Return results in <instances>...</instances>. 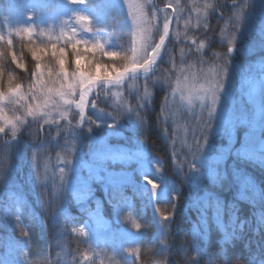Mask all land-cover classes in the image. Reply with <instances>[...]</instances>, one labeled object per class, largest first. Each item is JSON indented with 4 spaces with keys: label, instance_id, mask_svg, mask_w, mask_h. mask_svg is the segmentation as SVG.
<instances>
[{
    "label": "trees",
    "instance_id": "16d2710c",
    "mask_svg": "<svg viewBox=\"0 0 264 264\" xmlns=\"http://www.w3.org/2000/svg\"><path fill=\"white\" fill-rule=\"evenodd\" d=\"M217 2L223 16L221 10L209 9L207 29H186L185 19L191 17L194 25L197 13L188 11L193 0H179V17L183 18L171 24L166 40L172 59L162 50L160 68L176 70L181 49L184 65L200 57L185 32L204 41L203 64L223 65L225 62L214 56L223 54V45L227 44V33L222 37L220 29L231 28L226 17L241 6L243 19L226 66H235L241 73L264 71V0H237L236 5L232 0H198L200 5ZM153 3L164 6L165 0ZM18 7L23 16L13 19ZM79 16L86 19L80 20ZM0 37V92L20 85L18 95H30L29 88L35 82L31 74L37 71L30 47L48 49L40 54L43 79L47 81L48 68L59 70L50 50L52 45L66 46L65 67L69 74L76 69L77 59L84 68L95 60L122 70L125 62L106 53L131 55L133 32L126 10L116 0H0ZM68 37L72 43L78 42V50L84 53L79 58ZM8 39L13 41L11 47L5 43ZM97 44L102 50L94 47ZM13 52L20 67L11 59ZM95 71L102 74L103 69L97 65ZM129 78L144 88L150 76L144 79L133 74ZM156 81L149 88L147 100L142 96L143 88L137 92V101L130 95L135 118L118 116L123 122L118 124L116 135L108 136L109 149L90 154L94 141L89 132L103 134L114 120L88 108L87 121L77 128L79 135L67 148L66 153L76 154L78 161L123 170L128 179L108 181L102 170L84 168L89 183L63 186L54 199L48 196L47 188L43 195L48 198L41 202L36 197L40 192L37 167L40 171L46 155L54 157L65 147L45 146L40 120L39 125L32 120L19 129V151L23 156L14 154L19 164L13 173L0 171V264H58L60 253L65 254L64 264H264V175H256L255 188H249L250 184H238L231 174L233 161L228 159L225 169L217 158L197 170L199 163L194 157L199 150L195 141L198 128L192 130L191 116L186 111L171 114L165 99L170 87ZM94 101L97 106H106L97 97ZM31 102L21 101L15 106L11 101L3 108L11 113ZM240 142L237 139L238 148L229 156L250 161L264 172V164ZM189 164L196 166L193 171ZM237 167V174H243L246 167ZM145 177L165 188L164 192L155 194L151 184H141V180L148 182ZM165 216L169 219L164 220ZM137 223L139 229L133 226Z\"/></svg>",
    "mask_w": 264,
    "mask_h": 264
},
{
    "label": "rangeland",
    "instance_id": "374dc122",
    "mask_svg": "<svg viewBox=\"0 0 264 264\" xmlns=\"http://www.w3.org/2000/svg\"><path fill=\"white\" fill-rule=\"evenodd\" d=\"M116 1L123 8V10H126L134 36L136 27L133 24V17L128 4L125 0ZM131 2L137 3L143 2V0H131ZM169 2H172L173 4L178 2L179 4V0H165V5ZM165 5L157 7V9L161 12L159 14V22H162L163 16L165 15V12L163 11ZM167 11L168 13H171L172 9H168ZM179 14L180 12L176 15L170 16L173 24H177V17ZM20 15L23 16L21 7H18L17 11L14 13L13 19ZM160 57L157 59L156 64L152 66V69L148 74H145L142 71L134 74H140L144 79L150 76L153 80L159 81H163L167 78L171 82L169 92L170 95L167 97L166 101V105L170 109L171 114H175L179 110L186 111V114L191 116L192 130H196L198 128V133H196L197 138L195 141H199L200 146L194 157L199 163L197 169L201 168V164L209 165V160L217 158L220 160L222 169H225L224 162L228 159L233 161L232 166L235 168H233L231 174L237 179L238 184L241 187L245 184H250L249 188H255V179L257 178L256 175H264L262 169L255 166V164L250 161L245 162L241 157L234 159L229 155L232 150L238 148L235 143L237 142V139H240L241 142L239 144L242 145L243 143V148L247 150L249 149L250 153L255 156L257 161L264 164V90L258 86L253 88V82H257V84H259L261 81L260 75L264 71L258 70L255 72L252 70L251 72L241 73L235 66H226L224 72L209 78V76L205 74L209 73V69L213 67L214 64H203L200 62L199 58H196L191 61L188 60L190 63L186 62L184 65L182 62L184 55H181V60L179 61L180 63H177L178 68L176 70L171 69L169 71L158 66ZM255 64L258 66L261 65L258 62ZM189 65H192L190 69L188 67ZM129 76L133 77V74H130ZM129 76L126 77L120 85H114V87L107 84L101 85L105 88V92L111 93L110 95L101 94L99 97V100L106 105L105 107L96 106V108H92L91 102L96 99V93L100 92L99 88L94 89L93 93L88 97V109L93 110L95 114L99 116L108 117L114 120V124L108 126L106 128V132L103 134H96L92 131L89 132L92 141H94V146L89 151L90 154L98 153L100 150L104 151L109 149L111 144L108 141V136L110 134L116 135V133L119 132L117 129L118 124H122L123 122L122 118L118 117L119 115L128 118V120L135 118L130 103L133 99L130 98V95H133L134 99L137 101L139 99V96H137V89H142L143 86L140 84L135 85L134 81H132L133 79L129 78ZM177 78L185 84V87L182 92L178 91L175 95H173V89L176 87ZM217 84L220 86L219 92L217 93L220 96V102L218 101V103L213 107L211 105L210 95L203 99L201 97L205 96V89H207L210 85L214 88ZM118 92L122 93L123 96L118 98L117 95H115ZM190 94L192 96L191 102H189ZM20 95L21 94H9L8 96H5L3 100H0V109L3 110V115H6L10 119L15 116H20L25 121V123H18L19 129L22 128L23 125L32 123L31 121L33 120V117L25 115V108L23 106L16 109V111L12 110L11 113L6 112L3 106L11 101H13L16 106L17 96L20 97ZM91 97H93L94 100ZM75 98L78 99V95ZM205 104H207L208 107L213 108V116L211 118L209 117V111L208 108L205 107ZM71 111L76 112L78 110H76L73 106ZM224 111L229 112L232 116L229 123H225L220 119V115ZM117 113L120 114L117 115ZM53 115L56 116V113L54 112ZM85 116V121H87L86 110ZM68 119L72 120L71 126L68 125V120H61L57 117V123L61 126L59 134L57 124H45L42 119L40 120L41 123L39 128L41 129V138L44 141L45 146L52 148L57 146L65 147V152L57 150V154L54 157L50 156L49 153L40 164L41 166L38 180V188L40 192L36 193V197L39 198L41 202H45L48 196L54 199L59 189L63 186L77 185L78 182L86 184L89 183V174L85 173L84 168L89 167L90 171L102 170L108 181H121L123 179H128V173L123 170H116L108 166L93 165L89 162H80L78 161L76 154H67L66 152H69V149L67 150V148L70 147V145H73L72 143H74V141H72V138H76V136L79 135L77 128L81 125L77 123V120L79 119L78 117L76 119H72V116L69 115ZM35 121L36 120H33V124ZM0 124H3L2 120H0ZM205 125H207V127H205ZM205 133L207 134V144L204 140ZM212 136L215 137V140L211 139ZM20 140L21 137L18 135H16L15 138L11 136L10 126L6 127V133H0V171L11 173L15 171V167H17L16 165L19 164L16 156H23L19 151ZM238 164L246 167L243 174L240 172L237 174V168L239 167H237ZM60 166L64 169L63 173L60 172ZM140 183L142 184L148 182L141 180ZM150 187L152 192L155 194L162 193L165 189L159 186L157 189H153L151 185ZM47 188H49V195L45 196L43 194H45ZM57 258L59 260L58 264H64V253L57 254ZM234 264L245 263L237 261Z\"/></svg>",
    "mask_w": 264,
    "mask_h": 264
},
{
    "label": "snow or ice",
    "instance_id": "6c2138e0",
    "mask_svg": "<svg viewBox=\"0 0 264 264\" xmlns=\"http://www.w3.org/2000/svg\"><path fill=\"white\" fill-rule=\"evenodd\" d=\"M75 2H83V0H72ZM128 4V7L132 13L133 24L136 27V32L132 39V47L130 49L131 55H121L119 52H108L106 55L109 57H120L125 63L122 65V70L118 68L115 64L105 65L100 64V62L93 60L87 68H84L80 65L79 59L76 60V69L69 74V71L65 67V51L66 46L57 47L56 45H52L51 53L52 56L56 60V64L59 66L58 71H54L51 68L47 69L48 80L45 81L44 71L42 70V66L40 63L41 53L48 50L46 47H30L29 50L31 52L32 58L36 61L35 68L37 71L32 72V76L35 77V82L30 86L29 93L30 95H20L17 103L21 101H32L33 103H26L22 105L25 108V115L29 117H33V120L37 121V125H39V120H43L45 124L55 123L57 124L58 134L61 131V126L57 123V117L61 120H68V125L71 126L72 120L68 119L69 115L72 116V119L79 118L77 120L78 124H83L85 121V110L89 103L88 97L93 93L94 89L99 88L100 92L96 93L97 98L100 97L101 94L110 95V92H105V88L101 85H120L126 77L130 74H134L142 71L145 74H148L152 69V66L156 64L157 59L161 56L162 50L166 52L169 57V60L172 59V56L169 52L168 47L166 46V40L169 39L170 25L172 24V20L170 16L176 15L181 12V8L179 7L178 2L173 4L169 2L165 5L163 11L165 15L163 16L162 22L160 21L159 11L157 10V6L153 3V0H143V2L132 3L131 0H125ZM232 4L236 5L237 0H232ZM150 10H146L149 9ZM168 9H172L171 13H168ZM221 10L220 4L217 3H205L200 5L198 0H193L192 7L188 9L191 13L195 11L197 13L196 23L193 25L191 21V17L185 19V28L188 29L189 26L207 29L209 25L207 24L206 17L208 15V10ZM237 11L232 13L231 15L226 17V23L231 25L230 29L221 28L220 33L223 37L225 33H227V44L223 45L224 52L223 54L214 53L219 60H223L225 63L219 64L214 63L213 67L209 69L208 75L209 78L211 76L219 75L224 72L225 66L227 64V60L229 58V54L232 53L233 48L235 47L236 42V33L240 26L241 20L243 19V8L241 6L236 8ZM243 13V14H242ZM203 15V19L201 16ZM221 15L223 16V12L221 10ZM80 20H85L86 17L79 16ZM183 17H177V22L179 19ZM28 32L29 36L31 35L30 30H25ZM178 35V34H177ZM185 36L191 40L192 45H195V50L198 53H201L199 59L201 63H205L203 56L205 53L202 51L205 47L203 40H197L190 36H187V32H185ZM158 37V39H157ZM0 40H3V37H0ZM69 43H71V48L73 50L74 55L79 58L84 53L78 50L77 44L72 43V38L68 37ZM8 46H12V39H8L5 41ZM31 44V41H29ZM97 49L102 50V46L97 44L94 45ZM87 51V50H86ZM181 55H184V49H181ZM191 51V49H189ZM11 59L13 62H17V56L13 52L11 55ZM99 65L103 72L102 74H98L95 71L96 66ZM21 65L17 62V67ZM189 69L192 65L188 66ZM264 68V66H262ZM53 76H55V80H53ZM132 81H135L133 79ZM57 82H59V86H56ZM156 82L166 83L169 87H171V82L165 78L163 81L157 80ZM153 85L152 77L148 79V83L144 85L143 98L147 100V97L150 95L149 88ZM264 88V80H261L259 84L257 82H253V88L255 87ZM185 84L177 78L176 87L173 89V95L176 92H182L184 90ZM219 84L216 87H212L211 85L204 90L205 96L201 97L206 98L210 95L211 97V105L214 107L218 101L220 102V96L217 94L219 92ZM20 90V85H16L15 87L10 86L7 92H0V100H3L5 96L9 94H18ZM139 92V89H137ZM78 95V99L75 97ZM117 97H122V93H116ZM167 100V98H165ZM192 96H189V102H191ZM92 108H96V101H92ZM73 106L75 107L76 112H72ZM144 104L139 105V107H143ZM162 106V110H163ZM205 107L208 108L209 117L213 116V108L208 107L205 104ZM103 110V109H101ZM132 110V109H131ZM56 113V116L53 113ZM119 115V113H117ZM138 117L141 119L143 123L144 119L137 113ZM220 119L229 123L232 119V116L229 112L224 111L220 115ZM0 120L3 121V124H0V133H6V127L10 126L11 136L13 138L16 137L17 132H19L18 123H25V121L20 116H15L10 119L6 115H3V110L0 109ZM94 123V122H93ZM207 127V125H205ZM204 140L207 144V134H204ZM199 141H197V148H199ZM194 164H189L190 170L195 169ZM198 170V169H197ZM159 171V169H158ZM60 172L63 173L64 169L61 168ZM37 173L39 178V169L37 167ZM145 179H148L145 177ZM148 183L151 184L153 189H157L158 185L155 184L152 180L148 179ZM167 216L164 217V220H168ZM135 228L139 229L140 224H134ZM75 231V229H74ZM80 232H83V229H79ZM21 235H27V233L22 232Z\"/></svg>",
    "mask_w": 264,
    "mask_h": 264
},
{
    "label": "water",
    "instance_id": "95a60500",
    "mask_svg": "<svg viewBox=\"0 0 264 264\" xmlns=\"http://www.w3.org/2000/svg\"><path fill=\"white\" fill-rule=\"evenodd\" d=\"M261 80H264V73L261 74Z\"/></svg>",
    "mask_w": 264,
    "mask_h": 264
}]
</instances>
